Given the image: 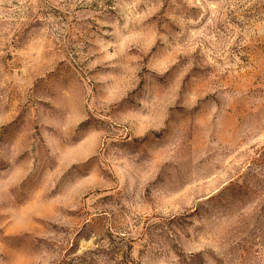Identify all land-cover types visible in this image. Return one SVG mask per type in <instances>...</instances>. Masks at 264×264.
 Here are the masks:
<instances>
[{
    "label": "rangeland",
    "instance_id": "1",
    "mask_svg": "<svg viewBox=\"0 0 264 264\" xmlns=\"http://www.w3.org/2000/svg\"><path fill=\"white\" fill-rule=\"evenodd\" d=\"M0 264H264V0H0Z\"/></svg>",
    "mask_w": 264,
    "mask_h": 264
}]
</instances>
